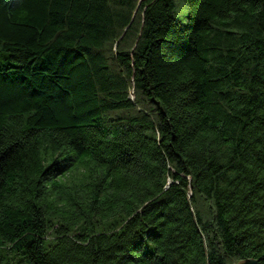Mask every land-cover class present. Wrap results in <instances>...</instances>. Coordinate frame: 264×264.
Returning a JSON list of instances; mask_svg holds the SVG:
<instances>
[{"label": "trees", "instance_id": "1", "mask_svg": "<svg viewBox=\"0 0 264 264\" xmlns=\"http://www.w3.org/2000/svg\"><path fill=\"white\" fill-rule=\"evenodd\" d=\"M264 264V0H0V264Z\"/></svg>", "mask_w": 264, "mask_h": 264}, {"label": "water", "instance_id": "2", "mask_svg": "<svg viewBox=\"0 0 264 264\" xmlns=\"http://www.w3.org/2000/svg\"><path fill=\"white\" fill-rule=\"evenodd\" d=\"M231 262L233 264H258L256 260H250V259L231 261Z\"/></svg>", "mask_w": 264, "mask_h": 264}]
</instances>
